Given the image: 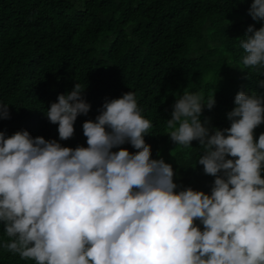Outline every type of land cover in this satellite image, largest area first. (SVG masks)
Wrapping results in <instances>:
<instances>
[{
	"label": "clouds",
	"instance_id": "clouds-1",
	"mask_svg": "<svg viewBox=\"0 0 264 264\" xmlns=\"http://www.w3.org/2000/svg\"><path fill=\"white\" fill-rule=\"evenodd\" d=\"M249 14L264 20V0H253ZM240 46L245 67H264V27L249 26ZM83 92L76 83L46 111L60 140L91 109ZM234 102L231 127L213 135L199 117L214 95L205 101L203 92L185 91L166 121L178 146L198 140L204 148L199 164L216 177L210 195L175 191L173 167L151 158L144 137L152 123L132 91L84 122L87 147L0 131L3 248L35 264H264V133L254 137L264 97L241 91ZM8 118L0 103V119ZM126 142L137 151L120 147Z\"/></svg>",
	"mask_w": 264,
	"mask_h": 264
},
{
	"label": "trees",
	"instance_id": "trees-1",
	"mask_svg": "<svg viewBox=\"0 0 264 264\" xmlns=\"http://www.w3.org/2000/svg\"><path fill=\"white\" fill-rule=\"evenodd\" d=\"M252 3L0 0V103L10 112V118L0 119V131L8 137L27 130L33 138L57 140L64 147H87L84 122L95 121L107 100L132 91L152 123L144 137L151 158L173 167L175 191L190 187L210 195L216 177L199 164L204 148L198 140L188 148L178 146L166 121L185 91L203 92L205 101L214 95V107L205 106L199 117L213 135L231 127L228 113L236 107L239 92L264 97L258 83L264 81V67L242 64L246 53L240 45L248 27H264V20L249 14ZM76 83L84 88L91 109L77 117L74 135L60 140L58 124L49 121L46 111ZM261 133L264 123L254 131L256 140ZM120 147L137 151L129 142ZM8 240L0 222V264H35L5 250L2 245Z\"/></svg>",
	"mask_w": 264,
	"mask_h": 264
}]
</instances>
